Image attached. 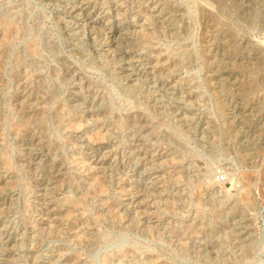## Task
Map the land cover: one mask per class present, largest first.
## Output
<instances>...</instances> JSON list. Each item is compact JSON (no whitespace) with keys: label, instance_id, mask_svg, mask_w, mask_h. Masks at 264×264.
Here are the masks:
<instances>
[{"label":"rangeland","instance_id":"obj_1","mask_svg":"<svg viewBox=\"0 0 264 264\" xmlns=\"http://www.w3.org/2000/svg\"><path fill=\"white\" fill-rule=\"evenodd\" d=\"M0 264H264V0H0Z\"/></svg>","mask_w":264,"mask_h":264},{"label":"bare ground","instance_id":"obj_2","mask_svg":"<svg viewBox=\"0 0 264 264\" xmlns=\"http://www.w3.org/2000/svg\"><path fill=\"white\" fill-rule=\"evenodd\" d=\"M65 8H66V7H65ZM81 9H82V8H81ZM81 9H79V8H74V9L72 10V14H76V15H78V14H79V11H81ZM83 10H84V9H83ZM72 14H71V15H72ZM76 17H77V16H76ZM82 17H83V16H82ZM85 17H86V16H85ZM82 19H83V18H82ZM79 20H80V19H79ZM81 21H82V20H81ZM81 21H80V22H81ZM80 22H79V23H80ZM82 22H86L87 25L95 24L94 21H92L91 17H89V16H88L86 19H84ZM79 23H78V24H79ZM78 24H77V25H78ZM80 26H81V25H80ZM95 26H96V25H95ZM89 27H90V26H89ZM88 29H89V28H88ZM113 29H114V28H113ZM95 30H96V29H95ZM115 30H116V29H115ZM89 33H90V32H89ZM114 33H115V31L113 32V36H114ZM92 38H93V37H92ZM95 41H96V40H95ZM113 45H114V44H113ZM126 56H127V55H126ZM126 67H127V66H126ZM220 70H221V69H220ZM218 85H219V84H218ZM27 93H29V92H27ZM27 93H26V94H27ZM31 96H32V95H31ZM23 97H24V96H23ZM24 98H25V97H24ZM20 99H22V98L20 97ZM239 108H240V107H239ZM241 110H242V109H241ZM222 111H223V110H222ZM243 113H244V112H243ZM232 117H233V116H232ZM244 117H245V116H244ZM39 124H40V123H39ZM232 124H233V123H232ZM35 125H36V124H35ZM238 135H239V134H238ZM99 138H101V137L99 136ZM100 145H101V144H100ZM105 154H106V153H105ZM98 157H99V156H98ZM109 162H110V161H109ZM88 171H89V170H88ZM102 178H103V177H102ZM103 180H104V179H103ZM239 234H240V233H239ZM238 238H239V237H238Z\"/></svg>","mask_w":264,"mask_h":264}]
</instances>
